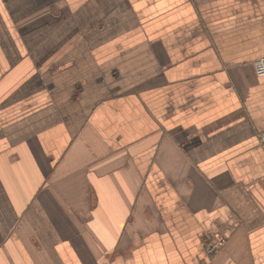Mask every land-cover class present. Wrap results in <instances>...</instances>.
<instances>
[{"label": "crops", "instance_id": "obj_1", "mask_svg": "<svg viewBox=\"0 0 264 264\" xmlns=\"http://www.w3.org/2000/svg\"><path fill=\"white\" fill-rule=\"evenodd\" d=\"M261 58L264 0H0V264H264Z\"/></svg>", "mask_w": 264, "mask_h": 264}, {"label": "built area", "instance_id": "obj_2", "mask_svg": "<svg viewBox=\"0 0 264 264\" xmlns=\"http://www.w3.org/2000/svg\"><path fill=\"white\" fill-rule=\"evenodd\" d=\"M253 69H254V74L256 75V77L263 78L264 77V58H261V59H258L257 61H255L254 65H253ZM257 142H258L260 149L264 153V131L259 132L257 134ZM219 244H220V242L213 243L210 246L208 252L209 253L215 252L218 249Z\"/></svg>", "mask_w": 264, "mask_h": 264}]
</instances>
